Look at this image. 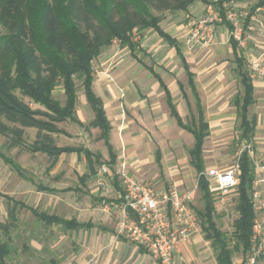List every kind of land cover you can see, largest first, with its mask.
Wrapping results in <instances>:
<instances>
[{
    "label": "trees",
    "instance_id": "1",
    "mask_svg": "<svg viewBox=\"0 0 264 264\" xmlns=\"http://www.w3.org/2000/svg\"><path fill=\"white\" fill-rule=\"evenodd\" d=\"M224 1L217 0L218 5ZM195 2L209 3L210 0H0V119L4 118L12 126L0 120V135L9 140L11 147H21L31 154L42 153L55 165L63 153H84L91 173H95L96 165H102L101 155L94 154L82 146H58L52 134L69 135L58 124L71 121L89 129L99 128L100 139L107 144L112 163L115 156L109 143L112 129L107 118L102 99L94 92L93 61L118 39L122 46L128 47L132 54L137 52L138 44L132 39L131 32L137 26L153 29L171 46L177 48L181 58L185 55L177 41L161 26V19L154 15L152 7L157 9L187 10ZM159 4V5H158ZM264 6L259 0L252 11ZM229 31L231 26L224 24ZM230 43L237 51L233 38ZM240 68L244 58L238 59ZM185 63V62H184ZM83 79L86 100L94 113V119L85 125L76 116L78 100L75 78ZM247 90L244 105L241 109V137L251 141L254 133L253 123L248 120V106L252 103L251 79L244 76ZM190 86L197 100L199 112L198 125L191 128L185 126L171 98L168 97L172 115L180 126L193 133L195 144L190 150V164L198 173V188L205 203L204 209L198 211L201 228L208 240L212 242L219 264H234L233 251L241 249L244 256L253 249V226L256 217L253 207L252 193L255 179L254 163L246 152L239 158L241 169L238 186L239 217L234 223L236 245L234 249L226 234L217 227L215 221L216 207L209 190V183L202 175L205 172L203 143L207 135L200 100L192 76ZM63 88L65 103L55 98L57 86ZM29 98L41 108L33 110L18 95ZM38 130L36 139L28 144L24 139V128ZM0 159L11 165L23 179L35 183L28 177L23 168L0 149ZM88 176L80 177L85 183ZM117 184V181H115ZM39 191L57 192L54 188L38 184ZM77 188H66L62 191H73ZM10 203V214L14 218L18 208H26L46 225H61L66 230H75L87 224L76 219H65L58 215H49L27 206L24 202L5 196ZM2 232L8 235L9 226L0 222V264H7L13 248L8 241L2 239ZM260 241L257 242L259 245ZM243 260L241 264H245Z\"/></svg>",
    "mask_w": 264,
    "mask_h": 264
},
{
    "label": "rangeland",
    "instance_id": "2",
    "mask_svg": "<svg viewBox=\"0 0 264 264\" xmlns=\"http://www.w3.org/2000/svg\"><path fill=\"white\" fill-rule=\"evenodd\" d=\"M259 0H235L239 10L255 14L258 22L256 23V30L247 32V47L240 49L239 52L245 58V66L248 68L249 59H258L264 64V6L259 10L252 11V8ZM159 5V4H158ZM154 15L161 19V26L165 30H171L178 35V31L181 34L179 38L186 36L185 15H202L204 13V3L195 2L188 7L187 10H173L164 9L160 10L156 7H152ZM219 26V24L217 25ZM226 34V39H229L230 32L224 25H220ZM137 37L138 42L142 50L144 48H152V53L143 54L142 51L137 52L139 58L149 65H153L160 73L167 77V82L173 80L181 81L189 95L190 102L192 103L193 115L190 111H187L186 106L183 105V119L185 122L190 123L191 118L196 115V109L194 105V99L190 92L189 87L186 85V76L180 64L176 62L175 58L167 57L168 50L159 51L162 45L157 44V35L151 29H143L139 26ZM218 29V28H217ZM216 29V35L214 44L208 47H197L189 49L181 41L182 50L189 60L192 67H201L203 65L214 66L224 63L226 60V51L224 48L225 44L218 39V33ZM178 30V31H177ZM157 44V45H156ZM144 45V47H142ZM114 46V47H113ZM112 47V48H111ZM111 51L105 52V59L102 61L93 63L94 72V91L102 96L105 103L109 106L110 104H118V108L123 114V119L120 124L121 130H128L127 118L128 112L125 108L124 100L126 99L125 88L131 82L135 83V79L140 81L145 80L144 70L137 72L132 67L133 60L132 55L127 47L121 46L120 43H113L110 48ZM108 50V48L104 49ZM151 50V49H150ZM158 50V51H157ZM216 50V51H215ZM157 51V52H156ZM159 54V55H157ZM197 54H203V58L200 60L204 61L203 65L197 60ZM219 57V58H218ZM231 64V63H229ZM205 71L201 73V77L209 74L208 68L205 67ZM203 71V70H202ZM233 79L231 92L226 96V101L229 100L230 104L233 105L235 97L239 88V78L235 72H231ZM147 77V76H146ZM77 85L78 100L76 105V116L85 124L89 123L94 118V113L86 104V97L83 88V79L81 77L75 78ZM258 83H264L262 80H255ZM140 84V83H139ZM139 92L144 93V85L140 84ZM137 87V86H134ZM138 90L137 88H133ZM20 98L28 104L33 110L41 108L39 105L33 103L29 98L18 94ZM54 96L62 104L65 103V96L61 85L57 86L54 92ZM182 96V93L177 95V100ZM182 109V108H181ZM126 115V116H125ZM2 122L12 126L4 118H1ZM233 122V121H232ZM60 128L65 129L69 135L64 134H52L57 145L60 146H86L90 147L94 152L105 151L101 141L98 140L99 131L94 128L84 129L74 122L67 121L58 124ZM125 126V127H124ZM123 131V132H124ZM24 139L26 143H32L36 137L38 130L32 127L24 128ZM127 132V131H125ZM191 135V134H189ZM192 136V135H191ZM192 138V137H191ZM113 139L116 143V136L113 134ZM246 140L241 137L240 120L237 118L234 123L223 130L214 132L205 143L204 157L206 160V166H217L221 168H232L237 164L240 156V151ZM254 146V141H250ZM0 149L19 164L28 177H32L36 184L41 183L48 186H55L60 188L72 187L77 190L66 192L49 194L45 192H38L35 184L21 178L11 165L6 164L0 159V221L9 226L8 235L2 232V239L8 241L12 248L13 253L7 259V264H80L83 259L86 258L85 264H91L90 262L96 261L101 264L100 256L101 250L93 253L90 257H86L82 248V234L85 231H70L65 230L59 225H46L39 221L29 210L18 208L15 217L13 218L10 214V206L4 196L8 195L16 200H22L28 203L30 206L37 207L40 212L49 214H55L63 218H76L77 220H88L94 218L95 215L90 216L95 210L100 213H107L112 218V226L115 230V238L113 244L119 241L130 240L123 236H118L116 232V213L113 210L111 200H115L119 190L115 187L114 178L121 186V180L117 175V172L121 168L122 163H127L125 159H119L116 163L111 166L109 157H104L106 163L104 165L97 166L99 168V175L101 180L104 181V185H99V180L92 179L87 185H79V175L82 169H80V159L64 158L61 159L60 164L65 168L66 171L62 172V176L59 175V179L54 176H58V172L51 171L49 166L52 162L45 154H31L21 147H11L7 137L0 135ZM123 150V148H122ZM189 147L185 145L184 154L186 160H189ZM73 166L76 169H72ZM106 166L111 168L109 174L102 173V167ZM128 166V165H127ZM116 171V172H115ZM64 177V180L62 179ZM192 183L189 185V190L193 191V206L198 210H203L204 202L202 200V193L197 185V174L193 171L191 175ZM173 183V182H172ZM119 186V185H118ZM93 196L94 199L91 198ZM216 205L215 219L218 227L226 234V237L230 243V246L234 249L236 245V238L234 235V223L238 218L237 204H238V193L231 191L226 195H222L214 200ZM82 212H88L87 215L80 216ZM102 222V221H101ZM260 253L244 256L241 249L233 251V260L237 264H241L243 260H249L253 256L256 257V262L253 264H264V235H262ZM133 244V243H132ZM37 246L39 249H36ZM157 262V261H156ZM158 264V262H157ZM247 264H251L247 262Z\"/></svg>",
    "mask_w": 264,
    "mask_h": 264
},
{
    "label": "crops",
    "instance_id": "3",
    "mask_svg": "<svg viewBox=\"0 0 264 264\" xmlns=\"http://www.w3.org/2000/svg\"><path fill=\"white\" fill-rule=\"evenodd\" d=\"M190 15L191 14L189 13L186 14L184 21H186L187 17ZM220 25L221 24L217 26L218 29L216 28L218 33V39L222 43L224 42L228 43L224 45L226 51L225 62L224 63L222 62L221 64H218L217 62L214 66L203 65L204 61L200 62V60L203 58V54L201 55L197 54L198 55L196 56L197 60L203 65L198 68L192 67L186 56H185V61H183L177 48L171 46L157 32L151 29L158 37L156 43L157 44L160 43L162 45L163 49H160L159 51L168 50L167 57L175 58L176 62L180 64V68L182 69V71L186 76V85L189 87L190 92L193 96L194 105L196 109V115L193 118H191L190 123L185 122L183 119V111H182L184 109L183 105L186 106L187 111H190L191 114L193 113L192 103L190 102L189 95L186 92L184 84L181 81L179 82L178 80H173L168 83L166 81L167 77L162 75L159 70H157L153 65H149L144 61H142L141 58H139L137 52L142 51L144 55H146V53L151 54L153 51L152 49H154L155 46L150 48L151 50L148 48H144L146 50H142L143 48H141V46L139 45L138 37L135 38L136 36L133 37L132 39L135 43L138 44L137 52L132 54L131 50L127 47L132 55V60L134 61L132 67H134V70L137 72L143 69L147 77L145 76V80L140 82L135 79V83L131 82L125 88L122 89L123 91L125 90V93L127 95L126 99L124 100L125 108L128 112V115L127 116L125 115L127 118L126 128L128 129L125 131L127 132L119 128L123 119L122 118L123 114L119 110L117 106L118 104L113 103L108 106L107 103H105V100H103L102 96H99L94 91L102 99L107 118L112 127L109 135V143L112 146L111 151L115 156V163L120 158L121 159L124 158L125 161L128 162L127 172L130 175L137 178L145 179L151 182L158 189H164L167 186L173 184L182 191L189 190L190 187L189 185L192 183L191 175L193 174V171L197 174V185H198V173L190 164V154H189V160H186L184 154L185 145L189 147V152L193 148L195 144V137L192 132H190L188 129L178 124L177 119L171 113L169 100H168V97H170L171 102L174 104L176 111L178 112L185 126H189L193 128L198 125L199 112H198L196 97L189 83L190 76H192V79L194 81L196 92L198 94L200 105L203 111V116L208 126L207 135L203 143V157H204V147L206 140L214 132H218L220 130L228 128L231 125V123H234V121L237 118H239L240 120V129H241L242 120L240 113L242 106L244 105V96L247 90L243 78L244 76L250 78V76H249L248 68L246 69L245 66L244 56L239 51L233 48V46L230 43V38L226 39L225 36L226 34L223 32L224 31L223 29H220L222 28ZM173 27L174 26H172L171 30H165L162 26V28L172 38H174L177 41L179 48L182 50L181 41H183L184 43V38L183 39L179 38L178 35L181 34V31L177 30L178 35H176L172 30ZM113 43H120V41L118 39H115L112 42V44ZM142 47H144V45H142ZM109 48L110 46L108 47V50L103 51L93 61V63L104 60L105 52L111 51ZM240 57L244 58V62L242 65L243 67L241 68L238 62V59ZM205 67L208 68L209 74L207 76L201 77L200 75L205 71L204 70ZM232 71L235 72L239 78V88H238L239 92L235 97L233 105L230 104L229 101L230 99L226 101L227 93L229 94L233 87L232 83L234 78L231 75ZM139 83L141 85L142 84L144 85L143 86L145 88L144 93L139 92L140 91L139 88L141 87ZM251 85L253 89L252 103L248 106L247 117L248 120L253 123V128H254V133L252 137V140L254 141V150H255V160L253 162L254 174H255L253 191L257 190L264 197V83H258L255 80L251 79ZM133 88H137L138 90H134ZM179 93H182V96L179 100H177V95H179ZM86 104H88V102H86ZM94 129H97L99 131L98 140L101 141L105 151L102 150L100 152H94L90 147H86V146H82V147L89 149L94 154H100L102 165L106 163L104 157H109L108 161L111 163L110 165L113 166L112 164L114 163H112L111 161V155H110L111 152L105 141L103 139H100V133H101L100 129L99 128H94ZM113 134L116 136V143L113 139ZM189 134H191L192 136ZM241 135H242V130H241ZM66 146H70V145H66ZM64 158H74V159L78 158L81 160L80 169L82 170L80 172L78 179H80V177L84 175L88 177L85 180V183H81L79 180L81 184L79 185L80 187H82V185H87L88 182L94 178L95 180L100 179V177H98L99 168L97 167L100 165H96L95 173H91L89 162L87 161L85 154L84 153L79 154L76 152L63 153L59 157V159L57 160L54 166L51 167L50 164L49 166L50 170L51 171L53 170L55 173L56 172L59 173L57 174L58 176H54L57 177V179L60 178L59 175L62 176L61 174L62 172L66 171L65 168L60 164L61 159ZM204 167H205V171L211 169L226 171L230 169V168L225 169L217 166H210L208 168L206 166L205 157H204ZM72 169L75 170L76 167L73 166ZM62 179L64 180V177ZM115 181H117L116 177L114 178V184ZM33 184L36 185L38 192H45L49 194L71 192V191H62V190L66 188H72L70 186L65 188H60V187H55V186L51 187L46 185L49 188H54L56 190H59L57 192L50 193L47 191L38 190V184L41 183L38 184L33 183ZM115 187L119 191L117 193V197L114 198L115 200H111V204L118 202L120 199L121 186L118 181L117 184H115ZM234 191L238 193V187ZM91 198L94 199L93 196H91ZM212 198L215 200L214 195H212ZM238 198H239V193H238ZM5 199L7 200L6 197ZM17 201L24 202L27 206L37 209V207L30 206L25 201L22 200H17ZM21 209H26V208H21ZM193 209L197 213L198 211H202V210L197 211L194 208V206ZM113 210L115 211V209ZM87 214L88 212H82L80 216ZM49 215H55V214H49ZM92 215H95L94 218L88 220H83V219L77 220L76 218H68V219H76L79 223L82 224H87V226L85 227H80L73 230V231H81V232L85 231V233L82 234L81 238L83 242L82 244L83 252L85 253L87 258L93 255V253L97 252L98 250H101L102 252L100 256L101 264H157L156 260L145 249L140 248L134 243L132 244L127 240H123V241L121 240L114 244L112 243L115 238L114 237L115 230L114 227L112 226L113 225L112 218L109 217L107 213L102 214L100 213V211L95 210V212L91 213L90 216L92 217ZM33 247L39 249L37 246L33 245ZM83 260L84 261H82L80 264L86 263V258H84ZM233 263L237 264L234 260ZM174 264H219L217 261L215 250L212 246V242L206 238L202 228L200 229L199 232H197L193 236V238L189 242L180 245L179 250L175 255Z\"/></svg>",
    "mask_w": 264,
    "mask_h": 264
},
{
    "label": "built area",
    "instance_id": "4",
    "mask_svg": "<svg viewBox=\"0 0 264 264\" xmlns=\"http://www.w3.org/2000/svg\"><path fill=\"white\" fill-rule=\"evenodd\" d=\"M225 22L231 26L229 38H233L238 50L245 49L246 34L256 30L258 19L255 14L239 10L235 0L224 1L221 5H218L217 0H210L204 4L202 15L188 16L185 46L194 49L213 45L217 25ZM137 32V28L132 30V38H137ZM248 72L251 79L264 81V64L258 59L248 60ZM243 152L254 162L255 150L250 141L244 142L239 158ZM239 158L237 164L229 170L211 169L202 174L215 198L226 195L239 186ZM109 169L110 167L103 166L101 170L103 174H109ZM117 175L121 180V194L119 201L112 204L116 213L117 235L145 249L159 264H174L180 245L189 242L201 229V219L193 209V191H182L173 184L158 189L151 182L130 175L125 162L121 164ZM99 185H104V181L99 180ZM252 201L256 217L251 253L256 254L261 251L258 248L264 235V197L257 190L253 191ZM247 262L253 264L256 257L246 260L245 264ZM90 263L99 264L96 261Z\"/></svg>",
    "mask_w": 264,
    "mask_h": 264
}]
</instances>
